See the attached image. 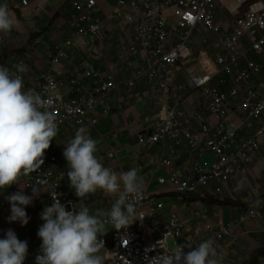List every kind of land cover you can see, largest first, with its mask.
<instances>
[{
  "label": "built area",
  "instance_id": "1",
  "mask_svg": "<svg viewBox=\"0 0 264 264\" xmlns=\"http://www.w3.org/2000/svg\"><path fill=\"white\" fill-rule=\"evenodd\" d=\"M222 1L114 0V26L107 29L97 0H69L60 16L73 36L63 43H55L53 50L49 51L50 69L29 75L17 69L10 71L22 77L25 90L33 89L48 102L49 110L57 114L58 130L65 133L67 128L76 127L78 130L84 126L89 133H93L100 115L113 111L115 106L110 96L119 88L121 81L114 72L88 67L86 63L76 64L67 53L77 43L76 40L83 47H74L82 49L88 46L90 51L98 50L99 42L109 40L108 46L105 45L109 53L110 46L116 44L118 59L132 68L127 86L134 88L138 82L147 79L153 91L164 93L170 89L180 65L193 57H200L204 61L203 73L192 76L186 86L196 90L203 109L196 117L189 118L167 101L164 102L158 119L153 123L150 121L151 132L138 135V143L164 145L165 156L161 164L170 173L167 178L158 179L160 186L169 184L170 191L181 197H190L200 191L222 195L232 181L255 164L256 154L264 143V81L250 84L251 79L261 73V65L247 61L245 69H240L241 60L248 54L243 46L246 41L264 62V0H231L228 10L235 20L232 30L226 35L216 18ZM20 3L27 6L28 0H21ZM199 28L222 34L228 55L219 56L215 63H209L207 51L195 53L189 44ZM112 30L114 32L110 33ZM217 47L221 49V44ZM212 69H217V72ZM217 73L233 76V85L228 90L222 91L213 84ZM185 88L178 86L177 90ZM56 90L58 93L54 94ZM134 96L140 98L141 94L136 92ZM230 105H235L242 116L233 131L226 128L227 123L231 122ZM203 111L215 118L216 125L207 122L199 129L195 127ZM248 123L253 127L254 134L249 139H241L238 131ZM203 139L204 151L214 156L209 169L197 162L198 155L203 152L200 148ZM184 145L195 161L192 169L186 173L174 167V158ZM116 153L111 149L107 157L114 159ZM104 166L112 169L111 165ZM20 181L24 185L29 184L27 188L30 189L36 184L45 188L51 203L53 194L58 196L65 209L69 204L71 211H76L79 198L70 186L67 171L62 168L55 151H46L41 168L21 176ZM164 210V203L144 189L137 199L140 220L119 231L112 228L110 223L106 225L109 233L100 237L105 245V264H148L152 257L172 251L170 241L174 248L178 244L195 247L208 237L215 239L218 248V244L224 243L223 258H226L238 245L234 227L254 219L264 220V207H258L234 221L231 227L213 230L206 225L202 239L194 242L186 235L190 221L183 219L177 210H171L165 218ZM102 219H106V216ZM41 243L40 238L32 242L33 250L38 255L41 254Z\"/></svg>",
  "mask_w": 264,
  "mask_h": 264
},
{
  "label": "crops",
  "instance_id": "2",
  "mask_svg": "<svg viewBox=\"0 0 264 264\" xmlns=\"http://www.w3.org/2000/svg\"><path fill=\"white\" fill-rule=\"evenodd\" d=\"M97 1L101 7L106 28L113 29L112 6L114 0ZM20 2L21 0H0V3H7L17 21L10 33H0V65L8 67L10 70H20L26 75L47 71L50 69L47 55L49 51L53 50L54 44L63 43L67 38L73 36L72 31L60 16V12L69 4V0H28L27 6H22ZM230 4L231 0H223L216 12L217 23L223 28L224 35L232 30L235 20L232 19L233 14L228 10ZM113 32L112 30L110 33ZM199 34H204L202 41ZM76 41L74 46H79V41ZM225 42L222 34L217 35L199 28L191 37L189 45L195 53L203 50L208 51L209 63H215L219 56L228 55L229 51L224 47ZM98 44V50L90 51L91 48L88 46L82 49L72 46L67 50V53L74 58L76 64L86 63L88 67L114 72L117 74V79L121 81L119 88L110 96V100L115 106L113 111L107 115H100L96 131L90 133L97 143L95 154L104 165H111L117 173L127 172L132 168L138 169V175L144 181V189L153 192L158 201L164 203L165 218L171 210H177L183 219L190 221L186 235L187 239H192L194 242L202 239L206 233V225L211 226L213 230L233 226L234 221L249 212V206L245 202L247 199L264 200V143L256 154L255 164L246 168L244 174L232 181L222 195L200 191L198 195L181 197L170 191L169 184L160 186L158 179L167 178L170 173L161 164L165 156L164 145L162 143L141 145L138 143V135L151 132V122L158 119L160 108L166 101L171 107L184 112L189 118L197 116L203 109L202 102L196 90L186 85H189L192 76L203 73L204 61L200 57H193L189 61L183 62L178 75L166 93L153 91L147 79L141 80L134 88H131L127 86L126 82L131 76L132 68L125 61L118 59L117 45H111L109 53L107 47L109 40ZM218 44H221V49H218ZM243 46L248 54L244 60H241L240 69H245L247 61H253L261 65V73L254 76L250 84L264 81V62L251 49L249 42H244ZM80 47L83 46L80 45ZM212 71L217 72V69H212ZM232 82L233 76L225 73H217L213 80V84L222 91L228 90L233 85ZM178 86L186 88L178 91ZM136 92L141 94L140 98L134 96ZM229 108L231 122L227 123L226 128L233 131L234 127L242 120V116L237 112L235 105H230ZM207 122L216 125L215 118L203 111L202 118L195 122V127L199 129L202 124ZM75 128H67L65 133L59 129L50 145L55 148L61 166L67 172L69 166L63 156L64 145L74 138L77 131ZM253 134L254 129L250 123L238 131V136L241 139H249ZM204 142L203 139L200 145L203 152L198 155L197 162L209 169L214 162V156L204 151ZM169 144L170 142H168ZM111 149L117 152L114 159L107 157V153ZM194 162L192 155L188 153L187 146L184 145L174 158V167L179 172L186 173L192 169ZM240 180L244 182V189L236 192L234 188L237 181ZM20 186L25 185L20 181ZM39 188L42 191L33 198L30 205L25 207L30 219L23 226L20 222L9 223L8 221L11 205L6 197L19 191V186L13 184L5 189H0V238H5L9 229L13 230L17 236L22 235L23 241L28 243L25 262L31 264H36L38 255L33 250L32 242L39 239L37 232L39 225L43 224L41 213L46 206L51 205L46 189ZM23 191L26 195H32V189L25 187ZM114 200V196L97 190L94 195L79 199L76 203V211L81 206H87L90 209V214L107 213ZM259 207H264V204ZM233 230L238 237V245L230 251L226 258H223L222 264H246L256 252L264 250V220L254 219L239 227H234ZM108 233L109 230L105 234ZM169 245L174 249L172 241ZM218 245L220 246L218 251L223 255L222 247L225 245L224 243ZM261 264H264V259Z\"/></svg>",
  "mask_w": 264,
  "mask_h": 264
},
{
  "label": "clouds",
  "instance_id": "3",
  "mask_svg": "<svg viewBox=\"0 0 264 264\" xmlns=\"http://www.w3.org/2000/svg\"><path fill=\"white\" fill-rule=\"evenodd\" d=\"M16 24L7 3H0V33H10ZM57 93L58 90L54 91ZM49 108L40 94L33 89L25 90L20 75L0 65V189L13 184L20 189L6 197L11 205L9 223L26 225L30 218L25 207L42 191L36 184L31 196L24 194L23 189L29 184L21 187L20 177L38 171L44 164L45 152L55 151L50 145L57 135L58 121L55 111ZM96 152V141L81 126L64 145L63 156L69 166L67 176L79 199L92 196L97 190L114 196L110 210L90 214L87 206L71 211L67 204L70 210L66 211L58 196L51 194L53 202L41 213L43 224L37 232L42 241L41 254L36 256V264H105V245L100 237L107 232L106 225L110 223L119 231L140 220L137 199L144 190V181L138 175L139 170L132 168L117 173L104 166ZM243 189V180L237 181L234 191ZM245 202L250 211L264 204L259 198ZM171 250L152 257L148 264H222L223 261L212 237L195 247L178 244ZM27 253L28 243L22 235L17 236L9 229L5 238H0V264H31L25 262Z\"/></svg>",
  "mask_w": 264,
  "mask_h": 264
},
{
  "label": "trees",
  "instance_id": "4",
  "mask_svg": "<svg viewBox=\"0 0 264 264\" xmlns=\"http://www.w3.org/2000/svg\"><path fill=\"white\" fill-rule=\"evenodd\" d=\"M264 259V250L256 252L246 264H261Z\"/></svg>",
  "mask_w": 264,
  "mask_h": 264
},
{
  "label": "rangeland",
  "instance_id": "5",
  "mask_svg": "<svg viewBox=\"0 0 264 264\" xmlns=\"http://www.w3.org/2000/svg\"><path fill=\"white\" fill-rule=\"evenodd\" d=\"M203 35H204V34H199V37H200V40H201V41H202V39H204V38H203ZM203 51H204V50H203ZM203 51H202V52H203ZM205 52H206V51H205ZM207 52H208V51H207ZM200 53H201V52L199 51L198 54H200ZM198 54H197V55H198ZM263 152H264V150H263ZM170 248L172 249V246H170Z\"/></svg>",
  "mask_w": 264,
  "mask_h": 264
},
{
  "label": "water",
  "instance_id": "6",
  "mask_svg": "<svg viewBox=\"0 0 264 264\" xmlns=\"http://www.w3.org/2000/svg\"><path fill=\"white\" fill-rule=\"evenodd\" d=\"M66 208H67V211H69V210H70V206H69V205H67V206H66Z\"/></svg>",
  "mask_w": 264,
  "mask_h": 264
}]
</instances>
